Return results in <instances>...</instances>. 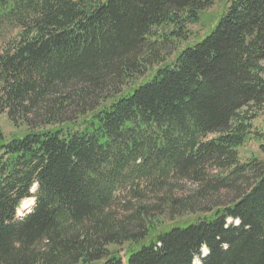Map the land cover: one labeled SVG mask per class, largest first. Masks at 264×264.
I'll return each mask as SVG.
<instances>
[{
    "label": "trees",
    "instance_id": "obj_1",
    "mask_svg": "<svg viewBox=\"0 0 264 264\" xmlns=\"http://www.w3.org/2000/svg\"><path fill=\"white\" fill-rule=\"evenodd\" d=\"M216 1L0 0V264H264V0L188 43Z\"/></svg>",
    "mask_w": 264,
    "mask_h": 264
},
{
    "label": "rangeland",
    "instance_id": "obj_2",
    "mask_svg": "<svg viewBox=\"0 0 264 264\" xmlns=\"http://www.w3.org/2000/svg\"><path fill=\"white\" fill-rule=\"evenodd\" d=\"M222 5H223L222 0H217L215 5L212 8L208 9L206 12L203 13L201 22H198L195 25L189 26V30L191 31V34H192L191 35L192 39H190L188 41V43H193L194 40L201 38L203 35H205L209 31V29L211 28V26L215 22L214 19L217 18V16H219V14H221L223 12V6ZM225 5H227V3H225ZM2 44L5 45V40L0 39V46ZM183 45L184 44H181V46H183ZM172 58H170V60ZM255 114L258 117L254 121L253 132L256 136H258L259 134L264 135V109L258 110L257 113H255ZM0 131L3 133V135L5 136L6 139H9L13 136H20V135L22 136L23 134H25L27 132V128L23 124L19 128L14 127L13 123L8 119L7 114L3 113V114H0ZM262 144L264 145V142H258L255 140H250L243 148L240 149L241 159L243 161H245L248 158H250L252 154L257 155L260 159H264V150L260 149V146ZM190 186L191 185H188L187 187L190 188ZM144 194H145V203H147L149 205H154L156 203V201H155L156 197L153 198V196H156V195L153 194L151 189L146 190L144 192ZM221 196H217V197H215L216 199L215 198L214 199L215 200L218 199V201L227 200L226 198L228 195L222 194ZM130 202H136L137 203V201L135 199H133L132 196H130V193L128 191H125V193H123L121 195L120 201L118 203V209H122V207L126 203H130ZM34 203H35L34 199H28V200L24 201L19 212H18L17 218L20 219L24 215H26L32 209V206L34 205ZM177 219H180V218H176V220ZM232 221L233 220L229 219L228 223H231ZM112 249H116V248L113 247ZM124 250L125 249L122 250L123 251L122 255H124L126 252ZM203 252H204L203 256L207 254L206 249H203ZM99 264H102V263H99ZM196 264H200L198 260H196Z\"/></svg>",
    "mask_w": 264,
    "mask_h": 264
}]
</instances>
